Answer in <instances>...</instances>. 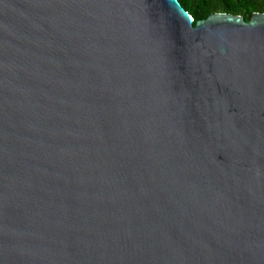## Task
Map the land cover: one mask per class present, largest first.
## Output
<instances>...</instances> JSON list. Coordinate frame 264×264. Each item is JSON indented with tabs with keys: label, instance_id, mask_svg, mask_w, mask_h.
<instances>
[{
	"label": "water",
	"instance_id": "95a60500",
	"mask_svg": "<svg viewBox=\"0 0 264 264\" xmlns=\"http://www.w3.org/2000/svg\"><path fill=\"white\" fill-rule=\"evenodd\" d=\"M0 264H264V12L0 0Z\"/></svg>",
	"mask_w": 264,
	"mask_h": 264
},
{
	"label": "trees",
	"instance_id": "16d2710c",
	"mask_svg": "<svg viewBox=\"0 0 264 264\" xmlns=\"http://www.w3.org/2000/svg\"><path fill=\"white\" fill-rule=\"evenodd\" d=\"M193 17V24L213 12H226L248 20L253 12H264V0H178Z\"/></svg>",
	"mask_w": 264,
	"mask_h": 264
}]
</instances>
